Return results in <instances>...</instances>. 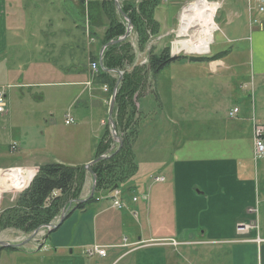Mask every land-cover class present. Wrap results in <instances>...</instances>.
<instances>
[{
    "label": "rangeland",
    "instance_id": "rangeland-1",
    "mask_svg": "<svg viewBox=\"0 0 264 264\" xmlns=\"http://www.w3.org/2000/svg\"><path fill=\"white\" fill-rule=\"evenodd\" d=\"M66 1L59 0V4L52 9V16L55 18L61 9H64L66 13L67 11L72 13L67 26H63L65 23L53 21V19L46 21L47 13L45 10H50V7L46 4L38 6L33 19L31 18V21L28 22V26L23 28L22 25L20 28L21 32L18 34H21V38L13 40L11 49L4 54L5 61L11 64L15 63L13 64L15 68L13 71H8L9 73L4 70L3 75H0V80L4 84L0 87L7 95L6 111L0 114V176H2L0 181V215L6 208L12 206L18 195L28 187L30 179L38 171L39 166L36 167L34 164L44 165L54 163V161L78 163L79 159L86 153L88 146L94 147L106 126L109 127L108 107L112 94L109 93L108 88L105 92L103 86L99 88L100 86L97 85L61 86L50 84L54 81L69 80L64 75L66 67L63 69V66H67L68 71H75L74 69L77 67L81 70L83 67L86 77L79 79H87L86 81H88L90 78L89 64L92 61L88 57L86 60V49L84 52L80 48L72 51L61 49L59 40L67 32L73 34L71 39L75 38V33H78L79 30L70 25L73 21H76V26L82 29L87 41L96 39L90 35L88 29V9L93 0H81L82 11L80 13L83 12L84 14L82 21L78 10L73 13ZM139 1L118 0L117 2L121 9L127 2L135 6ZM196 1L207 5L203 13L204 16L197 20H204L213 29L210 36L205 39L208 44L204 48H200L191 39L189 27L186 29V34L180 36L177 33L180 22L175 25L174 30H169L171 22L168 21L167 23L166 21V19H171L175 13H178L176 16L177 19H180L182 11ZM113 3V0H107L102 5V9L108 12V16L104 14L103 18L96 21L99 28H94L95 33L102 36V40L113 18H115L113 21H122L119 23H123L126 31V21L122 20L120 15L115 12ZM25 5L29 8L32 7L30 3ZM253 5L247 0H165L154 11L153 18L158 23V28L152 30V34L155 36L149 38L145 47L138 46V35L130 26L126 39L127 44L130 45V55L132 54L134 58L132 66L123 63L122 69L127 71H132L133 66H137L136 70L138 68L146 69V60H148L150 53L159 54L166 48L169 50L170 57H208L217 51L229 52L227 56L221 59L226 67H223L224 70L220 68L218 74L214 72L210 74L211 70L207 64L184 60L171 62L158 71L156 76L149 73L136 100V107L138 106L140 109L139 131L145 132L150 129L155 131L157 136H161L164 135L163 129H171V126H177V123L179 126L180 123L181 126L195 127L193 128L195 134L190 135L197 139L208 140L211 137L214 143L219 138L217 135H222L223 139H228V143L221 145L220 148L215 149L212 144L213 147L205 150H201L204 141H190L189 143L198 142V145L194 147L195 151H205L199 153L212 157L216 150L219 153L226 152L228 156H233L237 150L236 157L248 160L253 142L252 140V143L249 142L246 119L254 116L258 124L264 125V81L258 78L252 79L249 76L247 64L248 42L246 37L249 36L250 23L247 16L250 20L254 14L255 17L257 16V21L264 18V11L258 10L259 3L257 2V6ZM29 8L24 12H21L20 8V12L29 14ZM58 16L60 17V15ZM228 22H231L229 23L232 24L231 28L227 26L226 23ZM62 27L64 31L60 38L49 37L46 42L45 33L58 31ZM148 34H151L150 30H148ZM43 42H46L44 47L41 45ZM48 42H51L54 47H48ZM199 49H203L204 52H199ZM59 64L62 65L61 68H59ZM125 70L120 71L125 72ZM222 70L224 71L223 74H219ZM25 82L32 84L24 85ZM81 90H85L87 93L82 92L81 94ZM81 95L83 97H80ZM96 95L99 96L98 99H92ZM79 98H81L80 102L85 100L84 103L73 107ZM234 104L240 105L241 113L233 119L227 117V123L230 125L238 123L240 130L234 134L231 131L226 134L219 133L218 131L224 124L214 122L213 117H211L212 114L226 116ZM66 116L72 117L74 123L65 125ZM184 121L193 123L185 125ZM208 121L215 124L216 127L213 126L216 129L214 132H205L208 127L200 126ZM195 129H198V132ZM170 136L171 134H166L165 138L168 140ZM116 142L115 140L114 148H110L108 152L115 149ZM13 145L16 147L15 150L11 149ZM166 151L163 149L161 153L164 154ZM19 163L20 165H18ZM251 166L252 170H255L257 178L264 180V159L258 163L251 161ZM25 169L34 171L32 178H30L29 173L27 175L23 171ZM138 197L140 198V196ZM239 225L246 226V224H238L237 227ZM252 225L253 229H256V224ZM262 228L263 224H260V230ZM236 229L239 235L245 234L243 235L244 238L239 237L236 242H263L258 237H252V228L243 231ZM45 233L46 228H41L37 238L43 237ZM30 236V234H22L8 228L0 232V241L7 244H19ZM40 237L39 239H41ZM161 243L174 248L180 245L172 239L163 240ZM177 249L182 255H185L184 249H190L192 255L196 257L193 264H205L206 259L203 256L202 247L193 245L190 247L181 246ZM6 253V250L0 251V258H3ZM173 255L177 258L176 254ZM212 255L215 254H211L208 258L206 256L207 262L214 263L215 260L214 264L228 263V258L222 255H218L220 257ZM177 259V264H188L183 257Z\"/></svg>",
    "mask_w": 264,
    "mask_h": 264
},
{
    "label": "crops",
    "instance_id": "crops-1",
    "mask_svg": "<svg viewBox=\"0 0 264 264\" xmlns=\"http://www.w3.org/2000/svg\"><path fill=\"white\" fill-rule=\"evenodd\" d=\"M61 1L64 2V0ZM106 1L93 0L89 4L88 29L90 35L96 38L90 41L92 43L87 41L82 29L76 26V21L70 24L79 30L78 33H75L74 39L70 38L73 34L68 32L61 37L64 31L62 27L58 31L45 33L46 42L49 37H61L59 40L61 49L72 51L80 48L83 52L86 49V60L88 57L89 60L100 65L106 48L103 49L102 36L96 34L94 28H99L96 21L103 18L104 14L108 16V12L102 9V5ZM247 1L254 4L253 6H257V2L259 3V0ZM26 3H30L32 7H27ZM43 4L50 7V10H45L46 21L53 19V21L65 23L63 26H67L72 13L68 11L66 13L64 9H61L58 14L60 17L52 16V9L59 4V0H0V75H3L4 70L9 73L8 71H13L15 68L13 65L15 63L11 64L5 61L4 54L11 49L13 40L21 38V34L18 33L21 32L22 25L23 28L28 26V22L31 21V18L33 19L34 13L38 9L37 7ZM66 4L70 5V10L73 13L78 10L82 21L84 14L80 13L82 11L81 0H67ZM21 5L23 6L20 7ZM113 5L115 12L124 20L115 3ZM20 8L21 12L29 8V14L21 13ZM177 14L175 13L171 19L169 18L170 20L166 19L167 23L171 22L169 30H174L175 25L180 22V19H177ZM253 19L257 21V16L255 17L253 14V18L250 20L247 16L249 22ZM229 23L231 22L226 24L231 28L232 24ZM257 23L259 24L255 26H251L249 23V36L246 37L248 73L252 79L258 78L264 81V18H260ZM46 42L41 45L44 47ZM47 44L48 47H54L51 42ZM223 52L226 51H217L211 55ZM228 54L229 52L225 56ZM201 63L209 66L210 74L213 72L218 74L220 68L224 70L223 67H226L221 59ZM61 66L59 64V68ZM64 68V75L69 80L54 81L50 84L81 86L92 81L91 85L100 86L99 88L107 86L99 83V77L96 78L97 73L94 74L91 70H89L90 78L86 81L87 79H79L86 77V73L83 72L85 68L82 67L80 70L77 67L74 69L75 71H68L67 66H63ZM223 70L219 74H223ZM107 73L111 78H117L116 72ZM18 83L20 82L18 81ZM31 84L25 82L24 85ZM0 85L4 86L2 80H0ZM82 92L86 91L81 90L80 93L82 94ZM98 95L92 99H98ZM88 99L91 101L90 98ZM80 101L81 98L77 99L73 107L83 104L85 100ZM93 101L95 102V100ZM233 108H238V113L234 117H229ZM232 109L227 112L226 116L212 114L214 122L224 124L218 131L219 133L226 134L231 131L234 134L240 130L238 123L233 125L227 123V117L233 119L241 113L240 105L234 104ZM138 111H140L139 108ZM137 116V136L133 145L137 171L118 189L121 191L120 201L123 207L121 209L114 208L106 195H100L98 201L87 205L82 210L72 209L63 223L49 234L40 249H37V239L35 238L20 247L24 251L22 253L6 250L7 253L3 258H0V264H177L179 257H183L188 264H193L196 257L192 255L190 249H184L185 255H182L177 249L181 246L190 247L193 245L202 247L203 256L206 259L205 264L215 263V260L214 263L207 262V258L211 254L228 258L227 264H264V180L257 178L255 170H252L251 161L253 163L255 161L251 148L248 160L236 157L237 150L233 156L226 155V152L219 153L216 150L210 157L199 153L205 151L194 150L198 142L189 143L193 140H201L190 135L195 134L193 129L195 127L181 126L180 123L178 126L177 123V126H171V129H163L164 135L157 136V133L150 129L145 132L139 131L140 113ZM251 118L246 119L249 142L252 140ZM191 123L184 121L185 125ZM200 126L208 127L205 132L216 130L212 121L202 123ZM195 130L198 132V129ZM166 134H171L168 140L165 138ZM217 137L219 138L215 143L211 137L208 140L202 139L204 144L201 150L213 147L212 144L216 149L228 143V139H223L222 135H217ZM99 140L100 137H98V142ZM98 142L94 147L88 146L86 153L78 163L64 161H54V163L86 166L94 160ZM111 148L114 147L111 146ZM163 149L167 150L164 154L161 153ZM34 165L40 166V164ZM26 170L23 171L27 175L29 173L32 178L34 171ZM1 180L2 176H0ZM92 185L93 176L87 172L79 202L89 199ZM133 198L138 200L133 202ZM238 224H256L257 227L251 231V235L258 237L263 242H236L239 237L245 235L237 233ZM260 224H263L261 230ZM168 239L175 240L180 245L174 248L161 243ZM93 245L104 247L106 249L105 257H85L84 249ZM173 254H176L177 258Z\"/></svg>",
    "mask_w": 264,
    "mask_h": 264
},
{
    "label": "trees",
    "instance_id": "trees-1",
    "mask_svg": "<svg viewBox=\"0 0 264 264\" xmlns=\"http://www.w3.org/2000/svg\"><path fill=\"white\" fill-rule=\"evenodd\" d=\"M163 1L165 0H140L135 6L127 2L125 6L121 7V15L126 17L138 35V46L145 47L149 38L155 36L152 34V30L158 28V23L153 18L154 11ZM113 19L115 20V18ZM113 19L111 22L109 21L110 24L105 31L102 46L110 41H117L125 34L123 23L113 21ZM148 30L151 34H148ZM129 46L127 39H124L106 47L103 52L102 67H98L96 78L99 77V83L107 85L110 94L113 93L118 77L111 78L106 71L125 70L122 69L124 62L132 64L134 56L130 55ZM227 53L226 51L208 57H170L169 50L166 48L159 54L150 53L146 69L138 68L136 70L137 66H133L132 71L125 70L116 90L112 112L115 132L120 139V147L116 144L115 149L108 152L114 142L109 127L106 126L96 147L94 159L102 155H106V157L89 167L95 182L92 197L85 202H79L87 173L84 167L66 166L59 163L40 165L37 173L30 179L28 187L18 195L12 206L1 213L0 232L11 228L22 234H32L35 230L58 219L63 210L68 209L65 214V218H67L72 209L82 210L87 205L94 203L101 194L106 195L115 187L119 189L137 171V162L133 151L137 136V115L139 114L136 100L147 80V75L150 73L156 76L158 71L173 61L210 62L222 59ZM3 249L0 248V251ZM5 249L24 252L22 248L7 247Z\"/></svg>",
    "mask_w": 264,
    "mask_h": 264
},
{
    "label": "built area",
    "instance_id": "built-area-1",
    "mask_svg": "<svg viewBox=\"0 0 264 264\" xmlns=\"http://www.w3.org/2000/svg\"><path fill=\"white\" fill-rule=\"evenodd\" d=\"M258 10L260 12L264 11V0H259V6ZM257 21L255 19L250 21L251 26L258 25ZM261 26V25H260ZM264 28V26H263ZM89 68L91 72L96 73L98 70V63L92 62L89 65ZM123 72H120L119 75H121ZM90 81L86 83V85H90ZM104 91H107V87L103 86ZM5 91L2 87H0V114L5 113L6 111V97H5ZM238 113V108H233L230 113L229 117H234ZM65 125H71L73 124V119L70 116H66L64 120ZM252 142H253V148H252V156L253 160L257 162L258 160L264 159V125L258 124L254 118H252ZM12 150H15V146L13 145ZM158 180V179H156ZM162 180V179H160ZM108 199L111 202L112 206L117 209H121L123 207L121 201H120V191L114 190L110 192L108 195ZM137 198H133V201H136ZM246 224V226L239 225L238 231L253 229V225ZM173 244V243H172ZM174 245V244H173ZM176 245V243H175ZM106 251L104 247L101 246H90L84 249L83 255L87 258H94V257H105Z\"/></svg>",
    "mask_w": 264,
    "mask_h": 264
},
{
    "label": "bare ground",
    "instance_id": "bare-ground-1",
    "mask_svg": "<svg viewBox=\"0 0 264 264\" xmlns=\"http://www.w3.org/2000/svg\"><path fill=\"white\" fill-rule=\"evenodd\" d=\"M206 8V4L198 1L188 6L182 11L177 31L180 36H183L186 34L187 27H189L191 39H193L194 42L200 46V48L207 46L208 43L205 42V39L208 38L213 31L207 22L204 20H197L198 18H202L204 16L203 13ZM198 51L204 52L203 49H199Z\"/></svg>",
    "mask_w": 264,
    "mask_h": 264
},
{
    "label": "water",
    "instance_id": "water-1",
    "mask_svg": "<svg viewBox=\"0 0 264 264\" xmlns=\"http://www.w3.org/2000/svg\"><path fill=\"white\" fill-rule=\"evenodd\" d=\"M115 5L117 6L118 12H120V14H122L121 9L119 8V6H118V4H117L116 1H115ZM122 17L124 19H126L125 16L122 15ZM128 25L130 26V23L129 22H128ZM127 36H128V29L125 31V34L121 38H119L117 41H110V42H108L103 47V49H105L106 47H108V46H110V45H112L114 43L121 42L122 40H124L125 38H127ZM100 66L102 67V59L100 60ZM120 80H121V78L119 77L118 80H117V82H116V85L114 87L113 94H112V96L110 98L109 107H108V124L110 125V128H111V135H112V138L118 142L119 147H120V139L116 135L115 126H114V123H113V120H112L111 115H112L113 108H114V98H115V95H116V90H117V87H118V84H119ZM103 159H105V156L104 155H102V156L94 159L93 161H91L90 163H88L86 166H84V168L92 175L89 167L91 165H93V164H95V163L103 160ZM94 189H95V182H94V177H93V185H92L91 194H90L89 198L92 197V195L94 193ZM81 202H84V201H81ZM64 220H65V215H63V216L60 217V219H59L58 223L56 224V226H52V225H48V226L51 227L53 230H55V229H57L63 223ZM39 230H40V228L37 229V230H35L32 233V235L29 238H27L25 241H23L22 243H20L18 245H15V246L0 241V247L1 248H7V247H22V246H25L32 238H34L39 233ZM48 235H49V232L45 235V237L43 238V240H45Z\"/></svg>",
    "mask_w": 264,
    "mask_h": 264
},
{
    "label": "flooded vegetation",
    "instance_id": "flooded-vegetation-1",
    "mask_svg": "<svg viewBox=\"0 0 264 264\" xmlns=\"http://www.w3.org/2000/svg\"><path fill=\"white\" fill-rule=\"evenodd\" d=\"M16 248V247H15Z\"/></svg>",
    "mask_w": 264,
    "mask_h": 264
}]
</instances>
